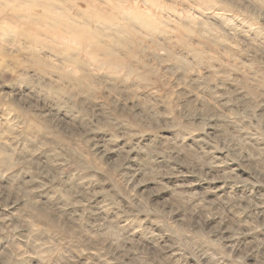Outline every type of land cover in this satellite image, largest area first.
<instances>
[{"label":"clouds","instance_id":"clouds-1","mask_svg":"<svg viewBox=\"0 0 264 264\" xmlns=\"http://www.w3.org/2000/svg\"><path fill=\"white\" fill-rule=\"evenodd\" d=\"M0 264H264V0H0Z\"/></svg>","mask_w":264,"mask_h":264}]
</instances>
